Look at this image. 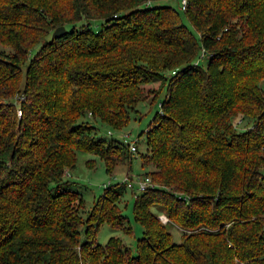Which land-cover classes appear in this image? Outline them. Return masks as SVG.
Listing matches in <instances>:
<instances>
[{
  "label": "trees",
  "instance_id": "16d2710c",
  "mask_svg": "<svg viewBox=\"0 0 264 264\" xmlns=\"http://www.w3.org/2000/svg\"><path fill=\"white\" fill-rule=\"evenodd\" d=\"M151 1L0 0V264H264V0ZM144 100L150 184L109 183L82 218L64 170L77 150L128 169L136 148L96 122L120 129ZM125 187L133 252L95 240L130 233Z\"/></svg>",
  "mask_w": 264,
  "mask_h": 264
},
{
  "label": "rangeland",
  "instance_id": "374dc122",
  "mask_svg": "<svg viewBox=\"0 0 264 264\" xmlns=\"http://www.w3.org/2000/svg\"><path fill=\"white\" fill-rule=\"evenodd\" d=\"M180 0H152L150 5H167L173 8L180 14ZM185 23V22H184ZM100 22L97 20L90 21L89 27L91 30H96ZM186 24V23H185ZM187 28L189 26L186 24ZM37 49V46L32 48V53ZM198 64L203 66V60ZM264 86V82H263ZM163 95V89L159 91L158 98ZM157 100L153 103L147 100L141 101L136 104L134 111L129 114V120L127 124L120 129H111L96 122L97 133L102 136H108L106 131H110V136L122 139L125 142L136 140L135 148L136 152L132 154L128 169L126 163L117 164L114 166L113 171L106 174L103 170V164L98 157L83 152L75 151V160L71 168L66 169L65 177L72 183V187L80 194L82 198V206L79 210L80 216L83 218L86 211L90 209L93 199L101 192V188L109 183L121 181L122 178L130 176V182L134 186V180L136 175L142 174V168L139 165L138 153L144 151V134L141 132L145 129L147 123L151 119V116L157 111ZM239 121L236 119L235 122ZM135 142V141H134ZM87 160H92V165L86 163ZM132 186V187H133ZM119 211L126 217L130 233H124L118 229H113L105 224L98 227L95 233V240L98 244H103L108 236L118 237L124 246L128 247L131 252L134 250L135 238L140 236V226L136 224L131 217V192L128 187L123 190L122 197L117 202ZM152 210V209H151ZM154 211V210H152ZM166 225V231L170 235L172 243L179 242V235L182 232L177 231V227L164 221Z\"/></svg>",
  "mask_w": 264,
  "mask_h": 264
},
{
  "label": "built area",
  "instance_id": "2783aa9c",
  "mask_svg": "<svg viewBox=\"0 0 264 264\" xmlns=\"http://www.w3.org/2000/svg\"><path fill=\"white\" fill-rule=\"evenodd\" d=\"M179 5H180V10H183L184 7H185V0H180V1H179ZM16 113H19V110H18V109H16ZM87 115H89V114H87ZM106 133H107V134H111L110 131H108V130L106 131ZM127 147H128V149H129L131 152H134V151H135V146H134V143H133L132 141L127 142ZM64 173H65V175H66V170H64ZM129 179H130V178H129ZM122 180L125 182V184H126L127 186H130V185H131V182H130V180L127 179V177L124 176V177L122 178ZM147 184L149 185L150 182H149L148 177H146V176H143L142 178H140V177H136V179L134 180V185H135L136 189H138V190L143 189ZM158 220H159L161 223H163L164 221H166V218H165L163 215H159V216H158Z\"/></svg>",
  "mask_w": 264,
  "mask_h": 264
},
{
  "label": "water",
  "instance_id": "95a60500",
  "mask_svg": "<svg viewBox=\"0 0 264 264\" xmlns=\"http://www.w3.org/2000/svg\"><path fill=\"white\" fill-rule=\"evenodd\" d=\"M63 32H64L63 27L62 26H57L51 31L50 37H56V36L62 34Z\"/></svg>",
  "mask_w": 264,
  "mask_h": 264
},
{
  "label": "crops",
  "instance_id": "0c3cea01",
  "mask_svg": "<svg viewBox=\"0 0 264 264\" xmlns=\"http://www.w3.org/2000/svg\"><path fill=\"white\" fill-rule=\"evenodd\" d=\"M113 171V170H112ZM152 210H154L153 212L154 213H156L157 214V217L159 216V215H163V213L160 211V210H155L154 208H152ZM164 216V215H163ZM165 217V216H164ZM166 218V217H165ZM177 229V231H180V229L179 228H176Z\"/></svg>",
  "mask_w": 264,
  "mask_h": 264
}]
</instances>
